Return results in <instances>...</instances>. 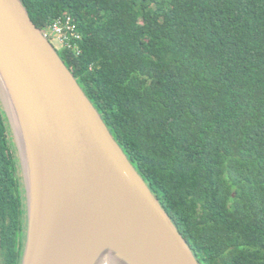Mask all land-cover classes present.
Returning a JSON list of instances; mask_svg holds the SVG:
<instances>
[{"label": "trees", "instance_id": "obj_1", "mask_svg": "<svg viewBox=\"0 0 264 264\" xmlns=\"http://www.w3.org/2000/svg\"><path fill=\"white\" fill-rule=\"evenodd\" d=\"M22 1L75 16L59 54L201 264H264V0Z\"/></svg>", "mask_w": 264, "mask_h": 264}, {"label": "water", "instance_id": "obj_2", "mask_svg": "<svg viewBox=\"0 0 264 264\" xmlns=\"http://www.w3.org/2000/svg\"><path fill=\"white\" fill-rule=\"evenodd\" d=\"M0 79L26 187L21 264H201L22 0H0Z\"/></svg>", "mask_w": 264, "mask_h": 264}, {"label": "flooded vegetation", "instance_id": "obj_3", "mask_svg": "<svg viewBox=\"0 0 264 264\" xmlns=\"http://www.w3.org/2000/svg\"><path fill=\"white\" fill-rule=\"evenodd\" d=\"M11 155L13 172L0 173V264H21L28 230L26 188Z\"/></svg>", "mask_w": 264, "mask_h": 264}, {"label": "built area", "instance_id": "obj_4", "mask_svg": "<svg viewBox=\"0 0 264 264\" xmlns=\"http://www.w3.org/2000/svg\"><path fill=\"white\" fill-rule=\"evenodd\" d=\"M42 31L51 42H55L57 49L66 48L73 50L77 54L82 52L80 42L83 34L78 30L75 16L71 14L59 16Z\"/></svg>", "mask_w": 264, "mask_h": 264}, {"label": "rangeland", "instance_id": "obj_5", "mask_svg": "<svg viewBox=\"0 0 264 264\" xmlns=\"http://www.w3.org/2000/svg\"><path fill=\"white\" fill-rule=\"evenodd\" d=\"M52 43L55 46V42H52ZM58 51H60V50H58ZM2 110H3V112H5L4 104H3L2 99L0 97V112ZM7 119H8V117H7ZM8 122H9V120H8ZM9 125H10V123H9ZM8 138L10 140L11 152L13 153L14 163L16 164V170L15 171L19 175V177L21 179L23 178V180H24V170H23V165H22V161H21V156H20L19 148H18V145L16 142L15 132L12 129L11 125H10V130L8 131ZM24 184H25V182H24ZM26 200H27V196H26Z\"/></svg>", "mask_w": 264, "mask_h": 264}, {"label": "bare ground", "instance_id": "obj_6", "mask_svg": "<svg viewBox=\"0 0 264 264\" xmlns=\"http://www.w3.org/2000/svg\"><path fill=\"white\" fill-rule=\"evenodd\" d=\"M0 82H1V84L3 85V81H2V79H0ZM6 90H7V89H6ZM9 102H10V100H9ZM10 104H11V103H10ZM11 107H12L11 109L13 110L14 116H15V118H16V120H17L18 126H19V132H20V134H21L22 141H24L25 136H24V130H23V127H22V125H21V123H20V120H19V117H18V114H17V112H16V110H15L14 105L12 104ZM24 155H25V157H26V160L28 161L29 154H28V146H27L26 139H25V143H24ZM129 243H130V242H128V244H129ZM145 257H146V256H145Z\"/></svg>", "mask_w": 264, "mask_h": 264}]
</instances>
